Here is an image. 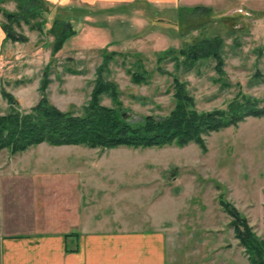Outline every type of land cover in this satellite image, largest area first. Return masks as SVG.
<instances>
[{
    "label": "rangeland",
    "instance_id": "obj_1",
    "mask_svg": "<svg viewBox=\"0 0 264 264\" xmlns=\"http://www.w3.org/2000/svg\"><path fill=\"white\" fill-rule=\"evenodd\" d=\"M43 1L53 10L9 24L22 40L12 42L5 40L1 29L7 24L3 13H19L22 7L40 3L0 0V115L10 111L5 94L21 112L36 105L44 73L48 101L65 112L80 113L99 76L117 86L122 108L133 121L145 115L164 117L171 111L174 78L185 85L198 111L225 109L242 96L264 103V0ZM194 7L210 11L201 13ZM55 19L70 23L76 35L53 54ZM214 38L223 43V76L216 73L211 58L189 63L181 54L182 49ZM131 74L142 75L143 83H134ZM101 103L113 106L108 97ZM204 143L205 152L194 143L107 151L41 144L15 155L1 151L0 193L6 202L0 207L6 216L0 219V238L33 232L36 216L51 219V228L80 231L71 228L72 215L67 219L56 214V208L40 211L34 206L39 203H29L31 170L45 174L53 168L80 170L84 163L75 156H91L94 161L104 157L99 168H144L145 192L150 190L151 199L82 203V220L93 218L103 227L160 230L168 244L167 264H248L218 200L245 216L255 236L264 241V117L246 118L236 128L211 133ZM19 172L23 176H12Z\"/></svg>",
    "mask_w": 264,
    "mask_h": 264
},
{
    "label": "trees",
    "instance_id": "obj_2",
    "mask_svg": "<svg viewBox=\"0 0 264 264\" xmlns=\"http://www.w3.org/2000/svg\"><path fill=\"white\" fill-rule=\"evenodd\" d=\"M39 3L40 6L33 8L22 7L19 13H3L7 21V24L1 25L5 40L22 42L14 36L9 24L18 23L21 19L28 22L37 15L41 16L44 9L48 13L53 10L45 1L39 0ZM192 9L201 13L210 11L205 7ZM51 33L54 34L53 54L60 51L64 43L76 35L70 23L59 22L57 19L53 20ZM222 44L219 38L203 40L182 49L181 54L189 63L211 58L215 62L216 73L223 76ZM170 51L168 49L162 54ZM106 62L107 57L99 67L100 72ZM131 75L134 83H143L142 75ZM48 84L47 75L44 73L39 86L41 98L26 112L15 109L16 101L8 94L4 95L10 111L0 115V152L6 150L15 155L41 144L52 147L83 146L106 151L120 147L134 150L169 146L183 148L191 143L205 152L204 138L211 133H218L229 127L236 128L246 118L264 117V103L243 96L236 97L225 109L198 111L185 85L175 78L172 81L174 106L171 111L164 117L145 115L137 121L123 116L125 110L118 99L117 86L113 82L104 81L100 76L94 82L90 99L80 113L61 111L52 105L45 94ZM103 97H108L113 106L103 105ZM218 206L229 217L228 226L243 249L248 264H264V241L255 236L247 218L222 199L218 200ZM262 208L264 228V204Z\"/></svg>",
    "mask_w": 264,
    "mask_h": 264
},
{
    "label": "crops",
    "instance_id": "obj_3",
    "mask_svg": "<svg viewBox=\"0 0 264 264\" xmlns=\"http://www.w3.org/2000/svg\"><path fill=\"white\" fill-rule=\"evenodd\" d=\"M74 158L80 159L85 168H53L47 174L32 169L29 203H39L34 206L40 211L43 207L56 208V214L67 219L72 215L71 228L80 231L51 228V219L36 216L33 232L0 238V264H167L168 244L160 230L103 227L102 222L93 218L85 221L81 216L82 203H145L150 200V190L145 192L148 188L144 185V168H99L103 166L104 157L96 161L91 156ZM24 171L28 180L30 175L26 169ZM12 176L23 175L19 172ZM130 180L133 184H127ZM156 198L159 201V196ZM10 201L8 203H13ZM5 202L1 192L0 203ZM5 216L0 207V219ZM143 225L146 224L143 222Z\"/></svg>",
    "mask_w": 264,
    "mask_h": 264
},
{
    "label": "water",
    "instance_id": "obj_4",
    "mask_svg": "<svg viewBox=\"0 0 264 264\" xmlns=\"http://www.w3.org/2000/svg\"><path fill=\"white\" fill-rule=\"evenodd\" d=\"M123 116L127 117V119H132V117H133V115H130V114H124Z\"/></svg>",
    "mask_w": 264,
    "mask_h": 264
}]
</instances>
